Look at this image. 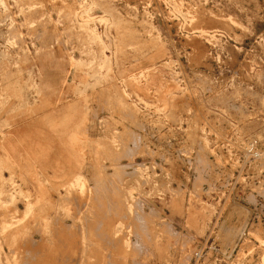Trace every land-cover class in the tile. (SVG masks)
Masks as SVG:
<instances>
[{
    "label": "rangeland",
    "instance_id": "1",
    "mask_svg": "<svg viewBox=\"0 0 264 264\" xmlns=\"http://www.w3.org/2000/svg\"><path fill=\"white\" fill-rule=\"evenodd\" d=\"M0 264H264V0H0Z\"/></svg>",
    "mask_w": 264,
    "mask_h": 264
},
{
    "label": "built area",
    "instance_id": "2",
    "mask_svg": "<svg viewBox=\"0 0 264 264\" xmlns=\"http://www.w3.org/2000/svg\"><path fill=\"white\" fill-rule=\"evenodd\" d=\"M248 150L252 153V154H255L256 156H261V153H259L258 150L256 151H252V147H249ZM244 232V231H243ZM202 248V247H201ZM200 249V248H199ZM203 251H197V256L198 258L202 255ZM197 258V259H198ZM196 263V262H195Z\"/></svg>",
    "mask_w": 264,
    "mask_h": 264
},
{
    "label": "bare ground",
    "instance_id": "3",
    "mask_svg": "<svg viewBox=\"0 0 264 264\" xmlns=\"http://www.w3.org/2000/svg\"><path fill=\"white\" fill-rule=\"evenodd\" d=\"M246 150H248V147H246ZM244 164V163H243ZM243 164L240 166V168L243 167ZM240 176L237 177V181L239 179ZM109 189V188H108ZM74 193V192H73ZM75 194V193H74ZM76 196V195H75ZM77 200V199H76ZM78 204V203H77ZM109 204V203H108ZM83 205V204H82ZM82 207V206H81ZM56 222V221H55ZM54 223V222H53ZM56 224V223H55ZM67 226V225H66ZM218 233V232H217ZM235 233V232H234ZM239 233V232H238ZM238 233H235V239L233 240V242L236 240L237 236H238ZM237 234V235H236ZM233 235V233H232ZM234 236V235H233ZM231 238V237H230ZM229 241H232V240H229ZM230 243V242H229ZM205 244V243H204ZM233 245V244H232ZM80 257V256H79Z\"/></svg>",
    "mask_w": 264,
    "mask_h": 264
}]
</instances>
